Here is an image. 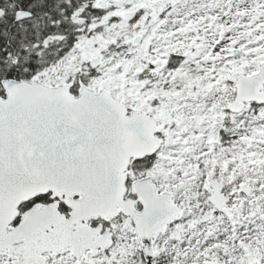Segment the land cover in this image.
<instances>
[{
	"label": "snow or ice",
	"instance_id": "snow-or-ice-1",
	"mask_svg": "<svg viewBox=\"0 0 264 264\" xmlns=\"http://www.w3.org/2000/svg\"><path fill=\"white\" fill-rule=\"evenodd\" d=\"M0 264H264V0H0Z\"/></svg>",
	"mask_w": 264,
	"mask_h": 264
}]
</instances>
